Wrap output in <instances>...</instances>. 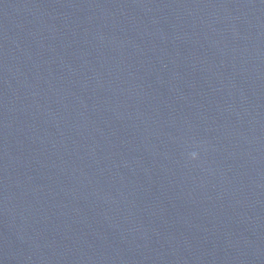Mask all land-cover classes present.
Segmentation results:
<instances>
[{
	"label": "water",
	"instance_id": "95a60500",
	"mask_svg": "<svg viewBox=\"0 0 264 264\" xmlns=\"http://www.w3.org/2000/svg\"><path fill=\"white\" fill-rule=\"evenodd\" d=\"M0 264H264V0H0Z\"/></svg>",
	"mask_w": 264,
	"mask_h": 264
},
{
	"label": "clouds",
	"instance_id": "9594fccd",
	"mask_svg": "<svg viewBox=\"0 0 264 264\" xmlns=\"http://www.w3.org/2000/svg\"><path fill=\"white\" fill-rule=\"evenodd\" d=\"M191 155H192V158L195 159L197 154L193 152Z\"/></svg>",
	"mask_w": 264,
	"mask_h": 264
}]
</instances>
